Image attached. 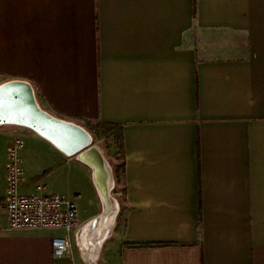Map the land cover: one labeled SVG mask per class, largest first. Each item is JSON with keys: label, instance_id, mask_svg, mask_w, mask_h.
Here are the masks:
<instances>
[{"label": "crops", "instance_id": "crops-1", "mask_svg": "<svg viewBox=\"0 0 264 264\" xmlns=\"http://www.w3.org/2000/svg\"><path fill=\"white\" fill-rule=\"evenodd\" d=\"M10 79L56 116L122 126L126 190L95 259L81 242L102 208L91 169L0 125V264H264V0H0ZM13 136L20 191L43 182L78 204L65 255L61 230L8 227Z\"/></svg>", "mask_w": 264, "mask_h": 264}, {"label": "water", "instance_id": "water-1", "mask_svg": "<svg viewBox=\"0 0 264 264\" xmlns=\"http://www.w3.org/2000/svg\"><path fill=\"white\" fill-rule=\"evenodd\" d=\"M0 125L29 128L66 156L76 157L86 164L91 169L92 182L102 204L101 212L89 223L94 228L100 219L112 218L115 222L120 207L111 194L115 184L113 167L101 148L93 143V135L84 125L44 109L34 86L25 79L0 83Z\"/></svg>", "mask_w": 264, "mask_h": 264}, {"label": "built area", "instance_id": "built-area-1", "mask_svg": "<svg viewBox=\"0 0 264 264\" xmlns=\"http://www.w3.org/2000/svg\"><path fill=\"white\" fill-rule=\"evenodd\" d=\"M23 146L24 140L14 137L7 148L5 210L8 227L61 230L63 233L54 236L51 244L54 255H65L70 251L73 234L80 227L78 204L63 194L49 192L42 184L32 193L20 191L24 175L20 156ZM112 190H116L115 184ZM116 193L121 194L117 190Z\"/></svg>", "mask_w": 264, "mask_h": 264}, {"label": "trees", "instance_id": "trees-1", "mask_svg": "<svg viewBox=\"0 0 264 264\" xmlns=\"http://www.w3.org/2000/svg\"><path fill=\"white\" fill-rule=\"evenodd\" d=\"M85 127L89 131L93 132L95 135L103 136L111 140L113 146L116 149L115 155L119 160L118 163L112 166L114 172V179H115V188L117 189L119 186H121L122 190L125 191L126 190V172H125L126 155H125V145H124V132L122 126L114 123L87 122ZM120 202H123V200H120Z\"/></svg>", "mask_w": 264, "mask_h": 264}, {"label": "bare ground", "instance_id": "bare-ground-1", "mask_svg": "<svg viewBox=\"0 0 264 264\" xmlns=\"http://www.w3.org/2000/svg\"><path fill=\"white\" fill-rule=\"evenodd\" d=\"M118 203L120 204V207L121 203ZM113 227L114 223L112 222V218L109 220L100 219L98 222H96V226L94 228H92L91 223L84 225L82 228L81 242L88 249L90 256H93L95 259L97 258L103 241L111 233Z\"/></svg>", "mask_w": 264, "mask_h": 264}, {"label": "rangeland", "instance_id": "rangeland-1", "mask_svg": "<svg viewBox=\"0 0 264 264\" xmlns=\"http://www.w3.org/2000/svg\"><path fill=\"white\" fill-rule=\"evenodd\" d=\"M91 133L93 135V143L97 144L101 148L102 152L104 153L105 157L107 158V160L109 161L111 166L115 165L116 163H118L119 160L117 159V157L115 155L116 154V149L113 146L111 140H109V139H107V138H105L103 136L95 135L93 132H91ZM14 137H16V136H13L11 139H13ZM38 184H42V185H44L46 187V189H48V186L45 183H43V182H35L34 186L36 187ZM56 190L61 191L62 189L57 187ZM116 190L118 192H121V194L118 195L116 193ZM116 190H112L111 194H112V196L114 198L117 199L118 202H120V200H123V198H124V191L122 190L121 186H119ZM120 203H121V206H122V202H120ZM119 212H120V210H119ZM119 212H118V216H117V219H116V224L117 225H119L122 222V215ZM116 230H117V227H116ZM114 231H115V229H114Z\"/></svg>", "mask_w": 264, "mask_h": 264}]
</instances>
